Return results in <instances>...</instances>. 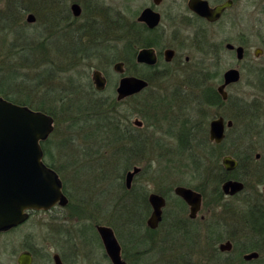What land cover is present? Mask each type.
Returning <instances> with one entry per match:
<instances>
[{"label": "rangeland", "instance_id": "rangeland-1", "mask_svg": "<svg viewBox=\"0 0 264 264\" xmlns=\"http://www.w3.org/2000/svg\"><path fill=\"white\" fill-rule=\"evenodd\" d=\"M7 1L0 0V14L9 13L15 4L24 5V0H13L15 4L10 5L12 9L9 10ZM53 1L25 4L29 10L24 13L13 10L15 15L21 16L27 38L23 42L14 39L11 30H6V35L0 34V82L7 90L9 87L10 94L15 90L14 96L18 99L23 100L24 92H29L27 103L32 106L40 105V101L47 106L49 103L66 104V100L64 103L60 100L65 96L81 103V115L60 117L59 125H53L52 133L44 141L45 161L54 164L63 185L62 191L65 190L72 203L68 208H53L44 216L46 223L43 226L36 225L37 220H31L18 230L0 235V263L7 264L11 252L18 251L24 243H34L38 248L43 247L50 258L55 252L65 253L68 264H110L104 259L95 226H108L106 224L112 222L121 237L118 241L122 254L130 262L136 261L135 264L165 263L160 262L165 260L159 249L161 246L167 255L172 252L176 256H185L188 264H240L237 257L242 258L243 249L255 244L263 246L262 242L254 240L256 235L247 230L246 214L251 207L239 199H216L212 178H206V184L202 185L203 175L192 170L195 166L189 160L188 151L178 146L177 134L183 123L190 126L202 118L210 120L217 112L215 106H207L203 101L202 83L207 78V85H216L215 77L221 67L225 70L235 61L222 43L236 44L238 38L249 37L248 44L252 46L249 55L256 47L263 46L264 0H233L234 5L213 26L192 19L186 8L187 0H163L155 8L162 17L157 31L158 47L176 48L177 61L165 69L166 73L154 75V83L142 95L122 102L116 101L115 85L120 76L113 71L114 63L111 62L126 57L127 41L116 43L112 40V47L108 46L107 39L112 34L105 38L103 32L108 24L106 12L112 16L115 35H119L130 28L121 24L135 22L145 7H153L152 1L60 0L69 5L72 1L81 5L83 14L78 20L72 19L64 6L57 7L56 0ZM208 1L214 6L226 0ZM28 14L35 17L34 23L26 21ZM90 18L93 19L92 26L86 28L84 25L87 20L91 22ZM107 33H110L109 29ZM116 47L122 48V52L119 53ZM73 48L78 52L69 53ZM219 48L223 49L220 62ZM185 57L189 58L188 62L184 61ZM258 62L264 64V58ZM127 64L126 75H148L145 67ZM98 70L109 80L105 91L97 93V97L107 105L104 107L106 115L116 121L129 118L130 122H143L142 128L137 130L142 151L129 162L136 163L141 172L129 190L124 185L126 171L123 158L119 160L123 154L116 149L117 145L110 142L108 136L95 138V134L90 132L98 120L90 116L93 111L86 102L92 97L88 84H93L92 73ZM198 107L202 108L201 112ZM226 108L231 109V106ZM72 118L75 120L71 121ZM192 133L201 138L195 130ZM260 145H264V140ZM176 186L200 188L205 191V197L195 221L173 226L175 231L187 233L193 241H183L177 236L174 241L168 236L162 242L165 228L181 215L173 194ZM139 193L147 197L151 193L161 194L167 200L163 217L166 220L157 233H150L151 229L146 226L150 211L139 212L134 198ZM130 202L137 216L128 221L127 214L122 217L120 205L127 203L129 207ZM250 203L257 205L256 201ZM141 215L145 221L144 229L138 223ZM187 215L186 209L185 217L188 219ZM95 220L99 224L93 225ZM226 238L233 240V251L220 252L218 245L225 243ZM177 247L179 251H174ZM161 257L163 259L158 261ZM248 264H264V251L259 261Z\"/></svg>", "mask_w": 264, "mask_h": 264}, {"label": "flooded vegetation", "instance_id": "flooded-vegetation-1", "mask_svg": "<svg viewBox=\"0 0 264 264\" xmlns=\"http://www.w3.org/2000/svg\"><path fill=\"white\" fill-rule=\"evenodd\" d=\"M188 1L189 0L186 1V8L191 14L190 17H192V19L194 18L200 22H203L206 25H212V26L216 25L221 20L223 14L234 5V1L231 0L232 1L231 7L227 8L221 14V16L219 17L218 20H216L214 22H210L207 19L201 18V17L197 16L195 13H193L188 8ZM206 1L208 2L209 6L212 8V7H215L216 5L222 4L228 0L221 2L219 4H216L214 6L208 0H206ZM162 2H163V0H161L159 5L155 6L153 4V7H149V8H151L155 12H157L155 10V8L160 6L162 4ZM74 4L79 6V14L76 16L74 15V12L72 10V6ZM58 6H64L63 9L67 12V14L72 19H75V20L80 19V17L83 14V9H82L81 5L76 1H72V3H70V5L65 4V3H58L57 7ZM145 8H147V7H145ZM60 10L62 13V8ZM108 12L109 11L106 12V14H107L106 19L108 20V24L105 22L106 23L105 27H107V28L104 29L103 32H104L105 38H107L106 37L107 34H108V37L110 34H112L111 37L107 39L108 40L107 42L110 44L108 46L112 47V45H111L112 40H113V42H116V43L125 41V38L123 37V33H124L125 29L122 31V34L115 35L116 31H113V29H114V26L112 23L113 19H112V16H110V14ZM157 13L160 15V23L158 24L157 27H155L153 29H150L145 23L138 21V17L140 14L137 16L135 22L141 26H144L148 31H150L149 35L151 34V37L157 38V40H158L157 31H158L159 26L161 24L162 17H161V14L159 12H157ZM184 18H183V20H184ZM92 21H93V19H91V22H89L87 20L84 26L86 28H90L92 26ZM116 22H118V21L116 20ZM127 24H131V23H124V24H121V26L125 27V26H127ZM121 26H119V27L121 28ZM108 29H109L110 33H107ZM111 30H112V32H111ZM92 31H93V27H92ZM139 38H142V36L139 35ZM249 40H250L249 37L248 38L240 37V40L238 38V41L236 44H232L228 41H226L225 44L222 43V46L224 45V49L228 53H230V55H233L235 57V61L231 65L226 67L225 70L223 69V67H221V70L219 71L218 74H216V77H215L216 85H214V84H210L211 86L207 85L209 80L207 78H205V82L202 83V91H203V94H202L203 98L202 99L205 103H211L212 105H210V106H215L217 109L216 114L213 115L210 120L209 119L207 120V125H206V135H207L206 139L208 140V143L214 148L215 152L212 150L211 151L213 153H215V161H216V159H218L215 163L213 162L214 164L211 163V165L208 166V171L210 172L211 178L213 177V179L215 180V183H214L215 184V188H214L215 198L216 199L220 198L221 200H226V199L238 200L239 199L240 202L248 203V205L251 208H254V207H256V205L255 204L252 205L250 203V201H256V203H260L264 207V145H260L261 141L264 140V112H263L264 111V64L261 65V64H259L260 62H258L262 57L264 58V44L261 47L260 46L256 47L253 51V54L249 55L248 54L249 50L252 49V46L248 44L250 42ZM227 45H231V46H233V48H228ZM62 47H64V44ZM145 48L153 49L155 57H156V64L155 65L149 66V65H145V64H141V63L138 64L136 62L137 52L142 50V49H145ZM237 48H241L243 50L241 58H238V56H237ZM116 49L119 53L122 52V48L120 49L119 47H116ZM64 51L66 52L65 49H64ZM138 51L135 54V63L138 64L139 67L140 66L145 67L148 70L149 76H154L158 73H163V74L166 73L165 69L177 61L178 51L176 48H172L171 46L142 47V48H139ZM167 51H171V53L166 54ZM217 51H218L217 55H219L218 59L220 62L221 58H222L223 49L219 48ZM74 52L77 53L78 50H74V48H73L70 50L69 53L73 54ZM184 61L188 62L189 58L185 57ZM178 63H181V60H179ZM117 64H119V66L116 69ZM126 69H127L126 63L123 61V59L120 58L119 61L114 62L113 71H115L120 76V79L118 80L117 85H115L116 86L115 87L116 95H117L116 89H117L119 82L122 78H124V77H137L134 75H126L125 74ZM231 69H234L238 72V80L236 82L227 84L222 89V91L226 95L225 97H223V95L219 92V88L224 84L225 72L228 70H231ZM94 72H96V71H94ZM97 72L100 74L101 78L104 81V87L100 91L97 90L96 84L93 80V73L91 76L92 83H93L92 87H93L94 91H96L97 93H102L107 88L109 80H108V77L103 74V72H101L99 70ZM205 72H207L206 69H205ZM137 78H141V77H137ZM3 85L4 84L0 82V99H3L7 102H10V103H13V104H16L19 106H23L21 103L27 104V101L30 100V93L29 92H27V91L24 92V99L23 100L20 98L18 99L14 96L15 90H13L12 94H10L8 92V91H10L9 87L7 90L6 88H4ZM148 88H149V84L145 89L141 90L139 93L134 94V95L129 96V97H126L120 101L122 102V101H126L130 98H134L138 95L140 96ZM116 101L119 102V100H117V97H116ZM228 106H231V109L226 108ZM230 110H231V112H229ZM219 118H222V120L224 122L223 123L224 124V136H223V139L219 143H216L215 141L210 139V134H209V131H210L209 128L210 127H209V125H210V122L212 120L219 119ZM135 121L130 122V119L128 118L127 120H122L120 125L124 129L125 135H128L129 137L134 136V137H136L135 138L136 141H138L139 140V134L137 133V130H139V128L140 129L142 128L143 122L140 121L141 126L139 127V126L135 125V123H134ZM131 123H132V125H131ZM42 143L40 144L41 150H42V155H43L42 162L45 166H47V163L45 161L46 153H45L44 149L42 148ZM135 149H137V148H135ZM226 157L230 158L232 161H234L236 163L230 169H227L224 165V159ZM134 167H137V166H134ZM134 167H132L130 170L126 171L124 174L123 178H124L125 187H126V183H125L126 174L129 171H132ZM138 168L140 169V171L137 175H139L141 172V168L140 167H138ZM137 175L134 176V178L132 179V182L134 181V179ZM204 180H206V179L203 178V180H202L203 184L202 185L206 184ZM132 182H131V186H132ZM227 182H237V183H240L242 185V187L236 193L231 195L229 193H225L223 190V186ZM60 183H62V182H60ZM61 186H62V184H61ZM131 186L129 188L126 187V189L129 190L131 188ZM182 187L189 188L192 191H194L195 193L200 195V197H201V208H202V203H203V200L205 197V191H203L197 187L196 188H193L190 186H182ZM174 189H173V194H174ZM161 196L165 199L166 204L162 210V220H161L160 224L163 221L164 211H165V207L167 205L166 198L163 195H161ZM174 196L178 197L175 194H174ZM178 198H180V197H178ZM67 204H68V202H67ZM147 204H148V208H149V211L151 214L152 209H151V206L148 202V197H147ZM66 205L63 207H60V206H56V207L64 208V207H66ZM185 205H186V209L188 212V215H187L188 220H190L191 222L195 221L197 219L198 214L201 211V208H200L199 212L197 213V215L194 218H191V217H189V206L186 203H185ZM53 208H55V207H53ZM52 209L46 210V211L45 210H29V211H26L27 218L22 223H20L16 226H12V227L1 230L0 235L18 230L21 227H23L24 225H26L31 220H37L36 225L39 224L40 226H43L46 223V218H45L46 214L51 212ZM241 210L242 209H240V211ZM251 211H252V209H250L247 212L246 216H248L251 213ZM261 214H264V211L261 212ZM37 216H39V218H37ZM201 219H203V217H201ZM98 238H99V236H98ZM99 240H100V238H99ZM100 242H101V240H100ZM226 242H229L231 244V250L230 251H224V252L233 251V248H234L233 240L230 238H226L225 243ZM221 244H223V243H220L219 245H221ZM101 245L103 247L102 242H101ZM219 245H218V250H219ZM120 247H121V245H120ZM61 248L63 250V247H61ZM68 249L71 250L72 248L71 249L68 248ZM43 250H44L43 247L39 246V248H38L37 246L34 245V243H33V245H31L29 243H24L22 245V247H19L18 251L14 250L11 252L9 262L7 264H20L21 258L24 262L29 260V264H55V260L53 258L54 255H57L59 257L62 264H68L65 257H64V255L66 256L65 253L55 252L50 258L44 252L45 250L44 251ZM103 250H104V247H103ZM220 252H223V251H220ZM248 253H250V252H248ZM248 253H244L242 255V259H243V256L245 254H248ZM121 257L125 262L128 263V261L126 259H124V257H123L122 247H121ZM259 258H260V254H259V257L257 259L250 260V261H245L244 259L243 260L247 263H251L253 261H257ZM104 259L108 260V262L111 264V261L108 258V256L106 255L105 250H104ZM0 264H5V263H0Z\"/></svg>", "mask_w": 264, "mask_h": 264}, {"label": "water", "instance_id": "water-1", "mask_svg": "<svg viewBox=\"0 0 264 264\" xmlns=\"http://www.w3.org/2000/svg\"><path fill=\"white\" fill-rule=\"evenodd\" d=\"M157 6L161 0H151ZM232 5L228 0L222 4L210 7L206 0H189L188 8L197 16L214 22L221 14ZM74 15L79 14V6H72ZM28 23H33L35 17L29 14L26 18ZM138 21L145 23L150 29L158 26L160 15L153 9L144 8ZM228 48H233L227 45ZM243 50L237 48L238 58L242 57ZM171 53L167 51L166 54ZM136 62L153 66L156 57L153 49L145 48L137 52ZM119 64L116 65V69ZM121 71V70H120ZM93 80L97 90H102L104 81L96 71ZM238 80V72L234 69L224 74V84L219 92L225 97L222 89L229 83ZM148 86L146 80L137 77H124L120 80L116 89L117 100L139 93ZM135 125L141 126L136 120ZM222 118L214 119L209 125L210 139L219 143L224 136V124ZM53 118L43 112L34 111L24 106H19L0 99V231L22 223L29 210H50L53 207H63L68 200L65 197L57 173L45 166L42 162L41 142L45 141L52 133L54 127ZM236 163L230 158L224 159L227 169ZM140 169L134 167L126 174V187L131 186L132 179ZM242 185L237 182H227L223 186L225 193L234 194ZM174 194L180 197L189 206V217L194 218L201 208V197L189 188L177 186ZM151 206V214L146 220L149 229L155 230L162 220V210L166 204L165 199L158 194L151 193L148 196ZM96 232L103 244L106 255L111 264H128L121 257L120 244L112 228L104 225L95 226ZM220 251H230L229 242L219 245ZM257 252H250L243 256L245 261L257 259ZM55 264H62L59 257L54 255ZM20 264H29V260L20 259Z\"/></svg>", "mask_w": 264, "mask_h": 264}, {"label": "trees", "instance_id": "trees-1", "mask_svg": "<svg viewBox=\"0 0 264 264\" xmlns=\"http://www.w3.org/2000/svg\"><path fill=\"white\" fill-rule=\"evenodd\" d=\"M26 1L27 0L23 1L24 5L21 7L17 6V4H15V3H12L13 0L7 1L6 4L8 5L9 10L12 9V8L10 9L9 6L12 4H15L16 6L13 8V10L16 12L24 13L27 10H29L28 9L29 7H27L25 5ZM36 1L39 3L41 0H32L31 3L35 4ZM53 2H51V3H53ZM58 3H61L60 0H56V4H58ZM13 10L10 11L9 13L0 14V31H1L0 34L6 35L7 34L6 30H11V32L14 36V39H17V40L23 42L27 38V37H25L26 33H24L25 26L21 22V16H19V14L15 15ZM127 26H129L130 28L125 29V31L123 33V37L125 38V41H127V53H126V57H124V59H123V61L126 63V67H127L126 71L129 68V66L127 64L128 62L132 63V66H136L134 59H135V54L139 48H142V47H158V44H159L157 41V38L151 37V34L149 35L150 31H148L144 26H141L136 22H131V24H128ZM139 35H141L142 38H139ZM119 60L120 59H118V58L114 59V60H112L111 63H114V62L119 61ZM126 61H128V62H126ZM136 68H138V67H136ZM137 77H141L142 79H145L148 82L149 86L152 85L155 81L154 80L155 76H149V75H144V76L142 75L141 76L138 74ZM209 78H212V77H209ZM88 86L90 88V94L92 97L89 98V101L86 100V102L91 106L90 109L93 111L92 113H90L91 115L90 114L89 115L93 119L95 118L96 121L98 120L97 126L95 128L91 127L90 132L92 134H95V138L96 137L99 138L100 135H105L106 137L108 136L110 142L115 143L117 145L116 149L119 150L120 153L123 154V156H124L123 157L122 155H120L119 160H121L123 158V160H124V162L122 163L123 167H124L125 171H128L136 165V163L130 164L129 162L131 161L132 158H136L137 156H139L143 147H142V145L139 144V140L136 141V139H135L136 137H134V136L129 137L128 135H125V131H124L123 127L120 125L122 122V119L120 121H116V120H114L113 117L109 118L108 115H106L107 113H106L104 107L105 106L107 107V105L105 104V102L100 100L99 97H97V92L94 91L92 84L89 83ZM60 100L62 102L64 100H66L67 103L66 104L61 103L58 105L57 104L53 105V104L49 103L48 106L46 104H44L43 101H40V105L36 104L37 106H32V104H28V103L27 104L21 103V104L23 106L31 109V110L40 111V112H43V113L51 116L53 118V121H54V127H56L59 125V122L61 120L60 117H63L64 115L71 116L73 114L74 115L75 114L81 115L80 113H82V111H83L81 109L82 108L81 103L79 104V102L74 101L75 98L72 100L70 96L69 97L65 96V97H61ZM80 101L82 102V99H80ZM206 104H207V106L212 105L211 103H206ZM198 108H200V107H198ZM201 110H202V108H200V112H201ZM137 116H139V112H137ZM73 120H75V118L71 119V121H73ZM207 120L204 121V118H202L198 123H196V124L191 123L190 126L183 123L181 129L179 130V133L177 134V139H178L177 141H178V146L180 147V149H183V150L185 149L186 152L188 151L187 154L189 156V160H190L191 164L193 166H195V169H192V170L195 173H197V171H198L197 174H200L201 176L203 175L204 179H206V178L211 179L210 174L207 176V174L210 173L208 171V166L211 165V163H213V162L215 163L218 159H216V161H215V153L212 152V151H214V148L208 143V140L206 139V136H207L206 135ZM193 130H195L198 134L200 133V136H201L200 139L198 138L197 134L195 135L194 133H192ZM42 148L44 149V151H46L45 142L42 143ZM135 148H137L138 150ZM198 153H199V156H197ZM47 166L57 173V169H55L54 164H48L47 163ZM212 180H213L212 183L214 184L215 180L213 179V177H212ZM62 187H63V185H62ZM63 192L68 199V196L65 193V190H63ZM139 194H141V193H139ZM139 194H137V197L136 196L134 197L136 202L139 205V212H144V210H146V209L149 210L148 204H147L146 194H141V195H139ZM176 200H177L176 206L179 209V213H181V215L175 221L172 220L171 223L168 225V227L165 228V231L161 235V241L164 242V240L166 238H168V236L172 237L174 239V241H175L176 236H177V238L181 237V239L183 241H185V240L186 241H193V239L189 235H187V233H185L183 231H181V232L175 231V227H173L175 225L185 224L186 223L185 221L191 222L190 220H188L185 217V211H186L185 203L178 197H176ZM71 203L72 202H70L68 200V204L64 208L71 207V205H70ZM134 203H135V201H134ZM126 204L127 203H123L122 205H120V207L123 209V211H121L120 213L122 214V217H124V218L126 217V214H127L128 217H126V220L130 221L131 219H129V218H135V216H137V215H135V213L133 211L134 208L132 207V203L130 202L129 207ZM251 209H252L251 213L248 216H246L247 230L249 231V233H253V235H256L254 240H256V242H259V243L262 242L263 246L259 247V245H257V244L249 245V246L247 245L248 247L243 249V254L248 253V252H258L261 256L262 250L264 251V214H261V212L264 211V207L260 203H257L256 207L251 208ZM181 217H183V218H181ZM184 218H186V219H184ZM165 220H166V218L163 219V221L159 225V227L164 224ZM138 223H139L140 227H143V229L145 228V221H144V217L142 215H141V217H139ZM96 224H99V221L95 220L93 225H96ZM106 225H108L109 227H112L115 235H117L116 237H118L117 239L121 240V237L118 234V231L116 230L114 223L109 222ZM158 228L156 230H149V232L150 233H157V232H159ZM130 236H133V235L130 234ZM91 240H92V237H91ZM138 240H139V237L136 239V242H138ZM159 249H161V253H164L163 257H165V260H163V261H160L161 259H163V257L158 258L159 259L158 261H160L161 263L165 262L162 264H188L185 256H176L172 252L169 255H167L164 252L163 246H161ZM176 250H178V247L176 249H174V251H176ZM123 257H124V259H126L128 261L129 264L137 263L136 261L130 262L125 257V255H123ZM237 261L240 264H246L247 263L242 258H240V256L237 257ZM257 261H259V259ZM257 261H253V262H257Z\"/></svg>", "mask_w": 264, "mask_h": 264}, {"label": "bare ground", "instance_id": "bare-ground-1", "mask_svg": "<svg viewBox=\"0 0 264 264\" xmlns=\"http://www.w3.org/2000/svg\"><path fill=\"white\" fill-rule=\"evenodd\" d=\"M32 1V0H31ZM31 1L30 0H27L26 2H25V4H27V5H32L33 3H31Z\"/></svg>", "mask_w": 264, "mask_h": 264}]
</instances>
